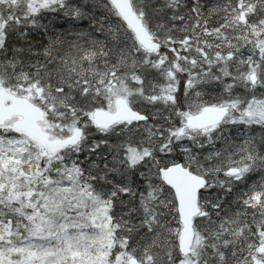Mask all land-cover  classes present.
Returning <instances> with one entry per match:
<instances>
[{
  "label": "snow or ice",
  "instance_id": "6c2138e0",
  "mask_svg": "<svg viewBox=\"0 0 264 264\" xmlns=\"http://www.w3.org/2000/svg\"><path fill=\"white\" fill-rule=\"evenodd\" d=\"M0 264H264V0H0Z\"/></svg>",
  "mask_w": 264,
  "mask_h": 264
}]
</instances>
